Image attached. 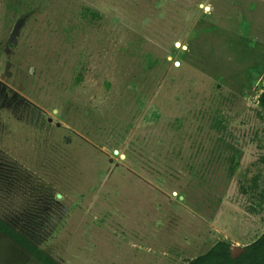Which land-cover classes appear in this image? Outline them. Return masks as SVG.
<instances>
[{
    "label": "rangeland",
    "instance_id": "rangeland-1",
    "mask_svg": "<svg viewBox=\"0 0 264 264\" xmlns=\"http://www.w3.org/2000/svg\"><path fill=\"white\" fill-rule=\"evenodd\" d=\"M263 91L264 0H0V218L72 264L246 248Z\"/></svg>",
    "mask_w": 264,
    "mask_h": 264
},
{
    "label": "trees",
    "instance_id": "trees-1",
    "mask_svg": "<svg viewBox=\"0 0 264 264\" xmlns=\"http://www.w3.org/2000/svg\"><path fill=\"white\" fill-rule=\"evenodd\" d=\"M90 14L94 16L92 13ZM258 102L260 107L264 110V91L260 95ZM0 234L29 254L40 264H59L34 242L1 218ZM188 264H264V234L247 246L245 248V253L237 259L231 258L230 245L225 241H220L207 253L190 260Z\"/></svg>",
    "mask_w": 264,
    "mask_h": 264
},
{
    "label": "crops",
    "instance_id": "crops-1",
    "mask_svg": "<svg viewBox=\"0 0 264 264\" xmlns=\"http://www.w3.org/2000/svg\"><path fill=\"white\" fill-rule=\"evenodd\" d=\"M32 241V240H31ZM34 242V241H32ZM53 242H56L53 245H40L38 242H34L40 249H42L44 252H46L48 255H50L52 258H54L59 264H72L71 261L67 260L65 257L67 247L68 245H64L62 243H59L58 239H54ZM12 243V242H11ZM29 255V254H28ZM8 255H6L7 257ZM30 256V255H29ZM33 258V257H32ZM19 258L15 257V261H11L10 264H22L21 261H18ZM34 259V258H33ZM35 260V259H34ZM36 261V260H35ZM37 262V261H36ZM40 264L39 262H37ZM5 264V263H4Z\"/></svg>",
    "mask_w": 264,
    "mask_h": 264
},
{
    "label": "water",
    "instance_id": "water-1",
    "mask_svg": "<svg viewBox=\"0 0 264 264\" xmlns=\"http://www.w3.org/2000/svg\"><path fill=\"white\" fill-rule=\"evenodd\" d=\"M230 253L232 259L239 258L242 254L245 253V248H238V247H230Z\"/></svg>",
    "mask_w": 264,
    "mask_h": 264
}]
</instances>
